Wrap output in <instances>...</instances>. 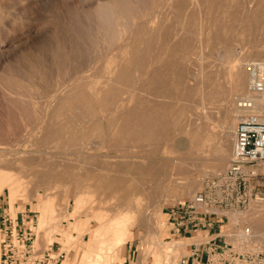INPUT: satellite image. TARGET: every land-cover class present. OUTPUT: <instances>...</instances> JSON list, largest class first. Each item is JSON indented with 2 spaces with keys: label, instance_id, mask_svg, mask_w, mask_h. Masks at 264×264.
I'll return each mask as SVG.
<instances>
[{
  "label": "rangeland",
  "instance_id": "1",
  "mask_svg": "<svg viewBox=\"0 0 264 264\" xmlns=\"http://www.w3.org/2000/svg\"><path fill=\"white\" fill-rule=\"evenodd\" d=\"M2 1L3 12H8V14H5L7 21L15 20L21 24L29 22L34 28L56 23H60L63 26L66 25L65 18L60 20L59 16L53 13V7H61L64 0H49L48 3L41 7L38 5L40 4L39 0H30V3H33V7L25 13L20 11L19 6L13 5V2L9 0ZM37 5L39 9L41 8L39 11L35 9ZM221 5L206 3L201 6L202 10L200 12V9H196L199 6L193 5V9L190 7L192 21L189 26V37L188 35H183L181 31L173 34V40L179 45L177 46V54L178 56L181 55L180 57L175 56L177 58L176 62L178 61V64L183 65L184 68L187 64V69L183 70L188 73L187 76L190 75L191 77L195 72L197 73L200 68L199 65L204 70L200 87L185 99H183L184 91L180 89L181 87L179 85L172 86L171 84L175 71L168 74L165 73L166 76L163 74L161 79L165 83V91L170 97L164 98V87L154 82L158 77L156 71H165L166 65H160L163 63L164 53H161L160 60L157 58L159 62L155 61V63L153 61L154 65H143L142 63L134 66L128 65L119 57L121 54L120 48L125 44L123 38H117L113 51L109 55L107 54L111 66L100 65L103 60H100L102 49L99 44H94L93 56L95 57V64L80 65L85 61L84 54L81 52L78 56L79 65H76L75 73H72L67 67L59 71L47 69L44 73H41L37 71L35 65H31L27 71H23L20 69V65H17L19 66L18 72L14 80L17 87L28 95L26 100L29 109L25 118L17 116L0 119L3 121V125H0V144H21L28 146L31 151H36L40 147V149L50 152V155L54 157L63 156L65 159H71L75 158V155L87 153L84 146L90 137L92 142L97 144L99 141L103 144V140L107 137L109 139L108 144H103L101 148L98 147L96 150L89 152L98 157L104 155L109 156V158H104L103 161L100 158H96L87 162L89 169L93 171L102 168L107 171V192L104 195L90 194L85 196L80 204L82 208L77 207V202L78 199L83 197H78L75 200L74 196H72L68 204L64 197H58L60 204H56L57 211L55 215L57 217L54 221V226L51 227V233L45 236L44 241L41 242V239L38 238V242L35 243L39 253H44L48 248L45 245L54 244V253L62 250L66 252L67 260L65 264H78L77 256H80L87 249L86 244L90 239L88 231L98 227L103 229L106 225H109L110 220L116 214L115 211L119 208L131 213L133 216L141 214V217L149 222L151 228L159 229L157 237L159 247L152 251L150 249L153 237L146 225L140 224L130 230L131 238L129 240L135 241V245L139 246L138 261L141 264H181L184 256L183 247L187 243L182 242L183 247L178 253H168L164 247L167 243L176 242L172 239L165 240L163 238L164 232L169 228L168 214L173 218L179 206L203 189L207 178L222 173L219 171L215 172L212 168L215 167L217 171V167L220 164H225L224 172L228 169L233 155L234 139H232L231 134L226 135L228 133L226 130H228L227 128L230 127V124L224 123L223 117L224 113L231 111L237 105L236 95L239 94L235 90L233 81L234 65H240V62L246 59L251 60V62L262 61L256 52L258 48H264V0H234ZM7 6L9 7L6 8ZM137 8L140 14L139 19L134 22L135 25H132L134 30H136L137 25L146 22L151 17L150 13L155 12L156 16H165L171 20V24L174 21V26H177L178 29L180 28L179 26L183 27L185 14L181 13L176 16L169 14V6L150 3L138 5ZM220 8L221 11L219 10ZM59 10L63 16H66L64 7ZM167 14H169V17ZM175 17L177 21L174 19ZM155 21L158 22V19H152L151 27L155 26ZM47 30L45 39L49 42L52 34L49 29ZM32 36L34 38L35 32H33ZM145 37L136 35L132 44L139 46ZM206 42L209 43L208 45L211 44L210 48L207 47ZM216 42L218 46L215 44ZM185 45H188V47H185ZM202 46L203 48H201ZM152 47V44L149 43L146 51L148 53L152 52ZM44 48L45 52H51V48ZM197 49L200 52L201 50L203 51L197 53ZM185 52L190 56V62L186 61L185 63V57L183 56ZM194 53L199 59L192 56ZM15 57L14 54L12 56L13 64H16ZM192 57L196 59L193 60ZM111 59L114 62L118 59L115 62L116 65ZM200 60H202L203 65L200 64ZM194 61H196V65L193 64ZM180 65H175L176 70L182 71V66L180 67L181 69H178ZM99 66L100 69H98ZM90 67H92L94 75L99 70V74L96 73L97 75H95L99 79L94 78L93 82L86 81L84 77V71ZM103 67H106V69L109 67L111 70L107 69L109 73L105 74V76L107 75L108 85L107 83L102 84L104 78L101 76L106 73ZM0 74H5L2 69H0ZM112 77L116 78L113 79ZM75 81L81 86L83 85L82 87L80 86V92H84L80 94V99L74 102L77 103V106H75L76 104L72 105L73 109L71 108L64 115L59 116L53 126L50 127L51 130L50 128L41 129L43 123V119L39 115L41 108L53 105L55 95L62 90L64 91L65 88ZM59 86L60 89H58ZM171 87L174 90L173 92ZM93 92L98 96L93 94ZM168 98H171V100ZM152 100L154 101L153 103L151 102ZM152 105L156 108L154 113H152ZM80 109L82 112L79 111ZM107 109L108 111L106 112ZM206 116H212L213 121H211L212 118L207 120ZM151 125H154L153 128L156 125V130L155 128L152 129ZM40 131L44 135L47 133L45 138L39 139L41 136H39L38 132ZM69 161H66L67 166ZM102 162L106 164L104 165ZM141 162L145 165L154 164L157 173L153 176L142 175L138 171V164ZM66 164L64 163V165ZM69 165L72 166V164ZM258 169V172L263 175L261 184L264 187V163ZM104 177L105 175L100 176L101 180ZM29 179L25 181L27 180L26 178L22 181L24 186L28 184L27 182L35 183ZM198 179H201L200 182ZM198 182L200 187L195 193L186 194L188 187L192 183ZM95 185L99 186L100 183L95 182ZM24 186L25 194L23 191V194L19 193L16 195L13 207L9 205V193L7 190L0 196V208L2 207L6 210L3 213L5 215L4 218L9 211L12 219L16 218L17 213L26 212L31 216L36 215L37 221L39 220V213H37L36 208L39 205V201L44 197V190L43 188L39 189V198L35 200L32 195L35 191L36 183L35 185L32 184L31 197H28L31 187L25 186L26 188L28 186V192L26 191L27 189H24ZM67 186H62V190ZM56 187L57 190H60L57 185ZM142 187L145 189L143 190ZM65 205L67 209H65ZM263 207L264 204L261 206L264 212ZM62 211L68 212V215L64 217L63 214L61 218L60 213ZM74 211H76L75 215H77V218L73 217ZM86 220L90 221H88L87 225H84ZM101 222L106 223V225ZM2 223L1 219L0 225ZM76 223L77 227L75 228ZM58 227L59 230L61 229L60 231ZM249 228L252 230V227ZM2 238L0 236V243ZM128 241L118 247L106 260L105 264H122V248ZM67 243L69 245L64 247ZM0 250L2 255V247H0ZM0 264L2 263L0 262Z\"/></svg>",
  "mask_w": 264,
  "mask_h": 264
},
{
  "label": "bare ground",
  "instance_id": "2",
  "mask_svg": "<svg viewBox=\"0 0 264 264\" xmlns=\"http://www.w3.org/2000/svg\"><path fill=\"white\" fill-rule=\"evenodd\" d=\"M9 1L13 2V5L19 6L20 11L23 13H25L28 9L31 10L32 9L31 7H33L32 5L33 3H30V0H9ZM48 1L49 0H39L40 4L38 5L40 7L44 6L46 3H48ZM232 1L234 0H64L61 7H58V6L53 7V13L57 14L60 20H63L65 18L64 20H66L65 21L66 25L63 26L60 23H56V24H52L49 26L47 24L41 27H37L35 25L36 27L34 28L32 25H30L29 22L26 24H21L15 20L7 21L5 14H8V12L7 13L3 12L2 10V8H4L2 7L3 1L0 0V27L3 26L0 28V69H2L3 72L5 73V74H0V96H1L0 119L1 118L8 119V118L17 117V116L25 118L26 114L28 113L29 108H28V104L26 100L28 95L26 94V92H24L23 90H20L17 87L16 82L14 80V77L16 76L18 72L19 66L17 65H20L21 67L20 69L23 71L24 70L27 71L31 65H35L37 71L41 73H44L47 69L59 71V70H62L64 67H67L72 73H75L76 65H79L78 56L81 54V52L84 54L83 57L85 58V61L82 62L80 65H94L95 64L96 61H95V57L93 56L94 44H99L102 49V52H101L102 56L100 60H103V62L100 65L101 66L110 65L111 62L108 59V55L109 53L113 51V46L117 38H120V39L123 38L125 40L124 46L120 48L121 54L119 55V57L128 65L134 66V65H140V63H142L143 65H154L156 63L155 61L159 62L161 53H164L163 63L160 65H166L167 68L165 67L164 72L156 71L159 79L156 76L157 79L154 82L162 85L165 91L166 86H165V83L161 80L162 75L163 74L165 75V73L168 74L169 72L171 73L172 71H175V76L173 75L174 73L172 74L174 79L172 80L171 84L172 86L179 85L181 87L180 89L184 91L183 99H185L187 96L192 95V93L196 91L197 88L200 87L203 76H204V72H203L204 70L199 65V63H197V65H199L200 67L198 72L196 73L194 71L195 72L194 75H192L191 77L190 75L187 76L188 73L187 72L185 73L183 71L185 68L187 69V66H186L187 64L185 65V68H184L183 65L178 64V61L176 62L177 58H175V56H178L177 46L179 45L177 44V42L173 40V34H176L179 31H181L183 32L182 33L183 35L185 36L188 35L189 26L192 21V16H191L192 14H190V11H191L190 7H192L193 5L199 6L196 9L197 10L200 9L199 10L200 12L202 10L201 6L206 3H211L213 5L217 4L218 6V4L223 5L225 3H229ZM150 3H154V4L157 3L160 6H165V5L169 6L168 12L169 14H173L174 16H176L177 14H181V13L185 14L183 27L179 26L180 28L178 29L177 26L176 27L174 26L173 20H172L173 23L171 24V20L167 19L164 15H163L164 17L156 16L155 14L156 12L154 11L155 13H150L151 17L146 22L144 23L142 22L141 24L137 25L136 30H134L132 25H135L134 22H136L135 21L136 19H139V14H140V11L137 8V6L142 5V4H150ZM38 5L36 6L35 9L39 11L41 8L39 9ZM8 7L9 6H7L6 8ZM63 7L66 12V16H63L59 10L60 8L62 9ZM219 10L221 11V8ZM169 14H167L168 17H169ZM155 18L158 19V22L155 21L156 23L155 26L151 27L152 19H155ZM174 19L176 20V17ZM215 24L217 25V23ZM4 25H6L5 27L7 28H5ZM141 27H142V30H141ZM47 29H49V31L52 34L49 42L45 39V37L47 36V31H48ZM33 32H35L34 38L32 36ZM136 35H142V37L146 36L147 39L145 37L144 39H142V42L139 44V46H134L132 44V41L134 40V37ZM216 40H217V36H216ZM149 43L152 44L153 47H152V52L150 51L148 53L146 51V47ZM208 44L209 43L206 42V45ZM215 44H217V42ZM210 45H208L207 47H209ZM203 46L201 48H203ZM44 47L51 48V52L50 53L45 52ZM185 47H188V45H185ZM197 50H198L197 53H201L203 51L201 50L200 52L199 49ZM186 53L187 52H185L183 55L185 57V63L186 61L190 62L189 60L191 59L190 56ZM14 54L16 56L15 57L16 64L12 63V56ZM155 54H158V55H155ZM191 54H192V51H191ZM195 54L196 53H194L192 56H195L198 58V56ZM256 54L259 56V59H262V61H264V48L263 49L258 48V51L256 52ZM125 55H127L128 57ZM112 56H115V55H112ZM112 58H115V57H112ZM157 58L159 60H157ZM195 59L196 58H194L193 60ZM202 60H200L201 62L200 64H202ZM115 62L113 60L114 64ZM250 62L251 60L246 59V60H242L240 62V65H234L233 81H234L235 90L239 94V95H236L237 105L231 111H227L226 113H224V117H223L224 123L230 124V127L227 128L228 130H226L228 131L226 135L231 134L233 137L232 139H234V132H235L237 123L242 118H244L247 114L251 112L256 113L261 117V120L264 122V97L253 95L250 92V88H249L250 78H249L248 65L250 64ZM193 64L196 65V61H194ZM175 65H180L178 69H181L180 67L182 66L183 67L182 71L184 73L181 70H176ZM106 67L105 68L103 67L106 73H104V75L101 76L104 78L103 79L104 82L103 83L101 82L102 84L104 83L106 84L108 82V79L106 78L107 75L105 76V74L109 73L107 69L110 70V68L108 67L106 69ZM98 69H100V66ZM103 69H102V72H103ZM116 70H117V67H116ZM98 71L99 70L95 72V75H97L96 73H98ZM84 73H85V76H84L85 80L88 82H93V80L98 78V77H95L92 67L87 68L86 71H84ZM205 74H206V71H205ZM115 78L116 77H114L113 79ZM80 86L81 85L77 81H75L74 83H71L69 87L65 88L64 91L62 90L55 95L53 105H51L50 107L41 108V110L39 111V115L43 119L41 129L43 130L49 129L51 126H53V124L55 123V120L59 116L64 115L68 110H70L73 107L72 105L76 104L75 106H77V103H74V102L80 99L81 93L82 94L84 93V92H80ZM58 89H60V86L58 87ZM88 90L90 91V89ZM173 91L174 90L172 89V92ZM93 94L95 93L93 92ZM167 97H170V96L167 95V92L165 91L164 98H167ZM169 100H171V98ZM244 100L251 101L253 103L254 105L253 111H248V110L239 108L238 103ZM151 102L153 103L154 101L152 100ZM164 102L166 106L167 105L166 100ZM82 104H83V101H82ZM83 105L85 106V104ZM79 111H81V109ZM101 111H102V108H101ZM107 111L108 109L106 110V112ZM155 111H156V108L155 106L152 105V113H154ZM153 117L154 116L152 114V118ZM206 118L207 120H209L210 118H212V116H206ZM211 121H213V118L211 119ZM0 125L1 126L3 125L2 120H0ZM119 125H120V122H119ZM151 126H152V129L155 128L156 130V125L154 128H153L154 125H151ZM224 129L226 128L224 127ZM38 134L39 136H41L39 139H43L46 137L47 133H45L44 135V133L40 131L38 132ZM120 136L122 137L121 134ZM108 142H109L108 137L103 140V144H108ZM103 144L100 141L98 144L95 142H92L91 137H90L84 146L87 153L80 154L77 156L75 155L74 156L75 158H71V159H65L63 158V156L54 157L53 155H50V152L48 153L47 151L40 149V147L36 151H31L28 149L29 148L28 146H23L21 144H15V145L7 144V143L0 144V196L5 192V190L8 191L10 207H13L14 202L16 200V195H18L19 193L23 194L24 185L22 181L24 179L27 178V180L25 181H28L30 177L31 180L30 179L29 180L34 181L36 183L35 191L33 190L34 193L32 195V197L35 200L39 198V189L43 188L44 190V194H43L44 197L42 200L39 201V205L36 208L37 213H39L36 243L38 242V238L41 239V242H42L44 241L45 236L51 233V227L54 226L55 224L54 221L57 217V215H55V212L57 211L56 204L59 203V200H60L59 198H61V196L62 198L64 197L67 200V204L69 202L70 197L72 196H74L75 200L78 197H83V198L78 199V202H77L78 206L76 205L78 208H82L80 204L82 203L85 196L90 195V194L104 195L107 192L108 190L107 171L104 168L99 169L97 171H93L89 169L88 164H87V162L92 159L100 158V160L103 161L104 158L105 159L109 158V156L100 155L98 157L97 155H92L91 153H89L92 150H96L98 147L101 148ZM102 148L104 149V147ZM67 160H70L69 162H71V163L68 162V166L66 164ZM64 163L66 165H64ZM69 164H72V166H70ZM138 165H139L138 171L141 172L142 175L153 176L157 173L156 166L152 163L145 165L143 162H141ZM212 169H214L215 172L219 171L223 173L225 170V164H220L217 167V171L215 167ZM75 172H79V173H75ZM102 175L103 176L105 175V177L102 178L101 180L100 176ZM200 180L201 179H198L199 182ZM95 182H99L100 185L96 186ZM199 182L192 183L190 187H188L186 194L187 193L194 194L195 191L200 187ZM27 183L28 184L26 185L31 187L30 188L31 192L28 191L29 190L28 186L27 188L25 187L26 185L24 186V189H27L26 191L29 192V193L27 192L29 195L28 197H31L30 194L32 193V184L35 185V183H32V182L31 183L27 182ZM56 185L58 186V188H60L61 191L57 190ZM64 185H68V186L64 190H62L63 189L62 186ZM142 188L143 190L145 189L144 187ZM24 194H25V191H24ZM65 209H67V206L65 207ZM259 210L261 211L260 207H259ZM62 212L60 213L61 218L63 214H64L63 215L64 217L68 215V212H63V213ZM253 212L255 213V211ZM115 213L116 214L110 220L109 225H106V223L101 222L103 225H106L103 229L98 227V228L91 229L88 231V234L90 235V239L86 244L87 251L85 250L80 256L76 255L78 264H85V263L105 264L106 260L113 254V252L131 238L130 230L133 227H136L137 225H140V224L146 225L148 228V231L151 233L153 237V243H152L150 251L159 247V243L157 242L159 229L151 228L149 225V222H147V220H144V218L141 217V214L137 216H133L131 215V213L126 212L119 208H117ZM75 214H76V211H74L73 217L77 218V215ZM256 216H253V217L256 218ZM240 217H239V220H240ZM259 217H262V216H259ZM263 218H264V214H263ZM250 219L252 220L253 218H250ZM258 220L260 219L258 218ZM88 221L90 220H86L84 225H87ZM248 222L249 223L252 222V225H250L251 227L253 226L252 230L254 229L258 230L259 228L261 229L264 228V225L263 227L262 226L259 227L258 225V222H261V221L257 222V225H258L257 227H256V222L254 221L250 222L249 220ZM76 227H77V223H76L75 228ZM58 230H59V227H58ZM234 239H235V236H234ZM68 242H69V238H68ZM182 244H183L182 242H171V243H167L164 247L168 251V253L170 252L178 253L183 247ZM49 245H54V244H49ZM49 245H45V247ZM67 245H69V243L65 244L64 247H67ZM0 262H1V250H0Z\"/></svg>",
  "mask_w": 264,
  "mask_h": 264
},
{
  "label": "built area",
  "instance_id": "3",
  "mask_svg": "<svg viewBox=\"0 0 264 264\" xmlns=\"http://www.w3.org/2000/svg\"><path fill=\"white\" fill-rule=\"evenodd\" d=\"M248 69L250 92L264 97V61L250 62ZM238 106L248 111L254 109L253 103L246 100L240 101ZM263 163L264 122L258 114L251 112L236 126L228 169L223 174L207 178L203 189L178 207L173 215L176 228L206 226V215L244 212L254 204L263 203V175L258 172ZM2 222V264H64L67 260L64 250L54 253V245H49L42 254L36 249V215L19 212L12 219L8 211ZM197 255L198 252L194 251L193 256ZM207 264H264V249L254 243L251 228L244 227L236 236L234 245L219 247L212 243L208 248Z\"/></svg>",
  "mask_w": 264,
  "mask_h": 264
},
{
  "label": "crops",
  "instance_id": "4",
  "mask_svg": "<svg viewBox=\"0 0 264 264\" xmlns=\"http://www.w3.org/2000/svg\"><path fill=\"white\" fill-rule=\"evenodd\" d=\"M263 204L264 202L260 204H254V206L250 207L247 211H244V212L224 213V214L223 213H212L210 215L205 216L206 221H207L206 226L193 225L186 229L176 228L174 219L171 217L170 214H168L169 215V221H168L169 228L167 229V231L164 232L163 238L165 240L172 239L173 241H176V242L187 243L183 247L184 256L182 257L181 264H207L208 248L212 243H214L215 245L219 247L234 245L236 241V236L242 233V230L244 227H251L250 226L252 225L251 221L256 222V227L258 225L259 227L260 226L263 227L264 225L263 214L264 213H263V210L261 209V206H263ZM259 207L261 211L259 210ZM253 211H255V213ZM4 212H5V209L1 207L0 208V220L4 218L5 216L3 214ZM239 215L240 216L242 215L243 217L241 216L242 217L241 218ZM253 216H256L257 219L254 218ZM259 216H262V217H259ZM239 217H240V220H239ZM230 218L231 219L233 218V219L231 220ZM250 218H253V219L251 220ZM258 218L260 220H258ZM248 220L251 223H249ZM258 221H261V222H258ZM257 222H258V225H257ZM252 233H253L252 239L254 243L258 245L260 248L264 249V228L263 229L259 228L258 230L254 229L252 230ZM234 236H235V239H234ZM259 241L261 242V244ZM135 244H136L135 241L129 240L125 244V246L122 248V264H141L138 261L139 260V246ZM194 251L198 252L197 257L193 256Z\"/></svg>",
  "mask_w": 264,
  "mask_h": 264
}]
</instances>
